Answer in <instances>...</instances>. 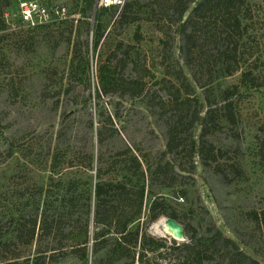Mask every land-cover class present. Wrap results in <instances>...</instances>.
Here are the masks:
<instances>
[{
  "label": "rangeland",
  "instance_id": "1",
  "mask_svg": "<svg viewBox=\"0 0 264 264\" xmlns=\"http://www.w3.org/2000/svg\"><path fill=\"white\" fill-rule=\"evenodd\" d=\"M44 1L67 6L70 18L33 31L20 23L13 0L0 5L5 26L0 27V241L23 224L38 221L44 210L57 222V238H64L69 228L63 201L67 180L75 176L77 192L93 189L94 179L88 177L93 172L84 167L85 151L93 157L99 152L118 157L145 153L150 164L167 163L172 172L164 167L163 176L147 175L150 193L135 226L164 239L169 247L189 241L192 233L206 235L219 228L264 263V228L253 219V214L264 212V86L239 101L243 118L227 125L219 110L221 93L237 83L238 74L206 83L199 77L191 57L181 50L182 36L165 9L171 0H124L117 13L100 14L103 35L95 50L91 31L97 15L77 5L84 0ZM250 3L264 58V0ZM86 39L90 53L84 81L72 56L77 41ZM125 54L129 58L117 62ZM101 64L108 66L117 91L97 100ZM262 68L264 75V63ZM198 98L205 102L201 112ZM207 110H212L213 122L199 128L195 114L204 116ZM107 117L113 134H107L105 146L99 148L96 133L109 126ZM196 138L212 147L214 159L188 158L187 144ZM110 170L109 176L117 180L126 172L122 162ZM154 199L175 212L184 241L168 234L167 216L148 221ZM88 226L91 238V215ZM50 240L7 246L0 261L18 256L19 264H84L72 254L36 259ZM104 255L105 250L98 251L86 264ZM184 256L165 249L148 255L150 264H183Z\"/></svg>",
  "mask_w": 264,
  "mask_h": 264
},
{
  "label": "trees",
  "instance_id": "2",
  "mask_svg": "<svg viewBox=\"0 0 264 264\" xmlns=\"http://www.w3.org/2000/svg\"><path fill=\"white\" fill-rule=\"evenodd\" d=\"M1 2L2 0L0 5ZM77 5H80L82 10L97 15L96 26L91 31V44L95 50L103 35L98 17L109 11L117 13V8H98L94 0L77 2ZM252 8L250 0H171L165 7L170 13L171 22L175 23L176 30L182 36L181 50L186 57H191L199 77L205 83L213 78L238 74L237 83L229 85L221 93L223 105L219 110L227 125H234L243 118L239 101L247 98L252 91L259 92L264 86L262 80L264 75L261 74L264 58L261 54L259 33L254 28L257 23L253 20L255 10ZM2 14L0 12V16ZM68 15H71L70 11ZM83 24L89 31L90 24L87 19ZM48 26L50 27L37 26L32 30H43ZM169 26L168 24V29ZM0 27H5L2 20ZM135 37L137 42H140V38L136 35ZM89 53V41L78 40L72 61L76 72L84 81L88 77ZM111 57L117 59L113 53ZM128 58L129 55L125 54L117 62ZM96 74L97 100L103 96H113L117 90L108 66L101 64ZM186 77L188 81L192 80L190 75ZM198 100L201 112L205 108V102L200 98ZM211 114L212 110H207L204 116L200 113L195 114L197 126L204 129L208 123L213 122ZM106 120L109 126H101L96 133L99 148L105 146L107 134H113L111 118L107 117ZM261 130H264V125ZM202 133L204 135L206 132ZM196 139L187 144L188 158L193 160L198 156L202 159H214L212 147L206 146L201 139ZM84 154L88 160L84 167L88 173L93 172V177L88 176L90 180L94 179L93 189L77 192L75 176L67 180L63 201L68 206L66 217L68 216L69 228L64 238H57V222L44 210L38 221L23 224L22 228H16L8 234V238L0 241L2 247L0 257L9 251L7 246L16 245L18 242L31 245L33 241L41 245L48 237L51 238L49 245L45 250L37 251L36 259L45 260L72 254L79 256L86 264L92 255L105 250L104 257L94 259L93 264H150L149 253H161L165 249L174 253L176 257H179L180 253H185L183 264H264L219 228L206 235L192 233L189 241L169 247L164 239L150 236L139 224L135 226L150 193L149 183L146 184L147 175H150V179L163 176L167 173V170L165 171L167 168L172 172L171 165L150 164L148 154L145 153L125 157L105 156L102 152L93 157L91 151H85ZM116 162L124 163L126 171L119 180L109 176L110 167ZM192 168L197 169L196 164H193ZM181 171L185 172L182 168ZM186 173L192 176V172ZM106 176L109 177L104 179ZM90 215L94 226L91 238L88 226ZM159 215L176 220L174 211L169 212L164 202L154 199L150 204L148 221ZM253 219L264 228V212L253 214ZM17 259L18 256L4 258L0 264H19Z\"/></svg>",
  "mask_w": 264,
  "mask_h": 264
},
{
  "label": "built area",
  "instance_id": "3",
  "mask_svg": "<svg viewBox=\"0 0 264 264\" xmlns=\"http://www.w3.org/2000/svg\"><path fill=\"white\" fill-rule=\"evenodd\" d=\"M16 4L20 23L30 29L37 26L49 25L65 19H69L67 6L49 4L44 0H13ZM95 6L100 8H120L124 0H94ZM74 17V15H73Z\"/></svg>",
  "mask_w": 264,
  "mask_h": 264
},
{
  "label": "water",
  "instance_id": "4",
  "mask_svg": "<svg viewBox=\"0 0 264 264\" xmlns=\"http://www.w3.org/2000/svg\"><path fill=\"white\" fill-rule=\"evenodd\" d=\"M164 224L168 230V234L174 239L179 241L185 240L184 228L175 219L166 218Z\"/></svg>",
  "mask_w": 264,
  "mask_h": 264
},
{
  "label": "bare ground",
  "instance_id": "5",
  "mask_svg": "<svg viewBox=\"0 0 264 264\" xmlns=\"http://www.w3.org/2000/svg\"><path fill=\"white\" fill-rule=\"evenodd\" d=\"M163 224V223H162ZM158 232V231H157Z\"/></svg>",
  "mask_w": 264,
  "mask_h": 264
}]
</instances>
